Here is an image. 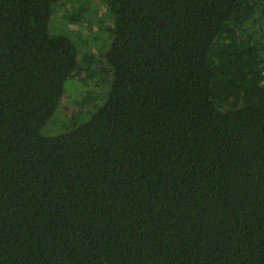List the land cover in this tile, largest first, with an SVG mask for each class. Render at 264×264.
Masks as SVG:
<instances>
[{"label":"trees","instance_id":"1","mask_svg":"<svg viewBox=\"0 0 264 264\" xmlns=\"http://www.w3.org/2000/svg\"><path fill=\"white\" fill-rule=\"evenodd\" d=\"M0 264H264V0H0Z\"/></svg>","mask_w":264,"mask_h":264},{"label":"rangeland","instance_id":"2","mask_svg":"<svg viewBox=\"0 0 264 264\" xmlns=\"http://www.w3.org/2000/svg\"><path fill=\"white\" fill-rule=\"evenodd\" d=\"M89 9H87L88 11H90V9L92 10V8H90L89 6L87 7ZM99 8V7H97ZM93 9V13H95V18L90 22V24L84 25L81 35L84 36L85 38L88 37L90 44H94V42L96 44L91 45L90 47L89 44L85 45L86 47H88L87 49H84L85 53L88 54H92L96 55L99 52L96 53L95 49L97 48V46H99V42H101L100 44V48L101 50H103V48L106 46L104 45L106 42V34H105V29L104 27L108 26V21L109 20V16L107 15L106 10H101V8L99 9ZM56 21H53L50 23V32L53 34H63L66 36H69L70 38H72L73 40H79L78 38H76V29L72 26H70V24H67V22H60L61 21V17L57 16L55 18ZM102 21L105 26H100V28L96 29L94 28V26H97L98 23ZM93 25V26H92ZM92 29V30H91ZM81 30V29H79ZM96 30H100L101 32L103 31V35L102 33L97 32ZM96 33V34H95ZM94 37V39H93ZM79 44V42H78ZM77 44V45H78ZM96 46V47H95ZM79 47V45H78ZM80 48V47H79ZM82 50V48H80V51ZM100 50V51H101ZM92 57V56H91ZM94 59V57L92 58ZM82 84L81 82H79L78 80H74L72 79L67 85H66V93L68 94V96H71V98H64V111H62L65 115V119L60 120L59 124H55L54 120L52 122H50L45 129L43 130V134L48 136V135H56V134H61L64 133V130L66 127V119H69L70 117H73L77 114V104L74 100V98H77L80 102V95H82L83 92H85V89L82 88ZM76 99V100H77ZM63 116V115H62ZM64 117V116H63ZM89 118H87L84 122H86ZM83 123V122H80ZM59 131V132H57Z\"/></svg>","mask_w":264,"mask_h":264}]
</instances>
